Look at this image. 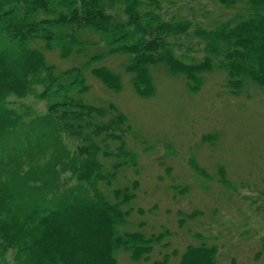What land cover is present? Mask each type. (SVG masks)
Returning a JSON list of instances; mask_svg holds the SVG:
<instances>
[{"label": "trees", "instance_id": "obj_1", "mask_svg": "<svg viewBox=\"0 0 264 264\" xmlns=\"http://www.w3.org/2000/svg\"><path fill=\"white\" fill-rule=\"evenodd\" d=\"M219 1L243 3L245 12L209 26L202 19H161V0H0V264L12 243L14 264H117L114 249L134 241L137 232L122 231V224L132 212L137 181L108 188L121 169L136 168V151L126 143L132 126L113 103L83 98L87 69L105 86L120 88L116 73L93 66L103 58L126 57L121 67L141 94L153 91L151 66L157 64L183 74L190 91L215 68L226 72L231 93L240 94L248 82L264 89V0ZM190 29L205 42L206 56L194 64L178 59L169 41ZM48 51L78 59L58 70L47 61ZM9 96L44 100L46 112L34 113L28 104L15 111ZM62 137L74 143L73 153ZM49 150L55 153L49 167L12 171ZM69 170L77 186L62 190L61 176ZM87 215L103 227L91 243L82 233ZM106 238L109 251L94 257ZM213 249L191 246L183 264H214Z\"/></svg>", "mask_w": 264, "mask_h": 264}, {"label": "rangeland", "instance_id": "obj_2", "mask_svg": "<svg viewBox=\"0 0 264 264\" xmlns=\"http://www.w3.org/2000/svg\"><path fill=\"white\" fill-rule=\"evenodd\" d=\"M244 12L243 3L161 0L157 14L165 21L202 19L204 25L213 26ZM191 31L169 41L175 43L172 49L178 59L194 64L203 61L206 52L205 42ZM98 44L103 50L104 43ZM46 58L58 70L78 59H62L56 51L46 52ZM125 60L111 55L93 65L116 73L118 90L105 86L87 69L89 89L83 96L94 104L113 103L133 129L126 143L136 151V168L121 169L108 187L130 185L134 180L138 185L132 212L121 227L138 235L129 248L114 249L117 264H183L188 259L185 252L203 244L214 247V264H264V89L248 82L239 95L231 93L225 85L226 72L215 68L204 72L201 85L190 91L183 74H171L164 64H157L151 66L153 91L141 94L133 88L131 74L121 67ZM8 99L15 111L28 104L34 113L46 112L44 100ZM62 143L73 153L71 140L62 137ZM54 157L49 150L12 171L24 174L36 163L49 167ZM59 186L76 188L71 170L62 174ZM83 224L84 240L100 239L103 227L94 217L87 215ZM98 243L93 251L96 258L109 251L110 239ZM15 257L12 243L7 262L1 264H14Z\"/></svg>", "mask_w": 264, "mask_h": 264}]
</instances>
